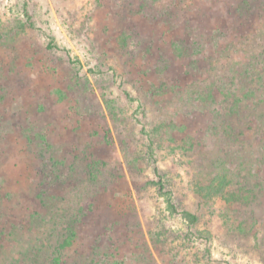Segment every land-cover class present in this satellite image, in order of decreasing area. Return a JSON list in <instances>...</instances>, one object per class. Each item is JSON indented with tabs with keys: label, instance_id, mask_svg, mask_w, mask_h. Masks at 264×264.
I'll use <instances>...</instances> for the list:
<instances>
[{
	"label": "rangeland",
	"instance_id": "374dc122",
	"mask_svg": "<svg viewBox=\"0 0 264 264\" xmlns=\"http://www.w3.org/2000/svg\"><path fill=\"white\" fill-rule=\"evenodd\" d=\"M0 37V264H264V0H0Z\"/></svg>",
	"mask_w": 264,
	"mask_h": 264
},
{
	"label": "trees",
	"instance_id": "16d2710c",
	"mask_svg": "<svg viewBox=\"0 0 264 264\" xmlns=\"http://www.w3.org/2000/svg\"><path fill=\"white\" fill-rule=\"evenodd\" d=\"M24 14L26 15V17H27V19H26V22L28 21V24L30 25V26H34V23L31 21V17L29 16V14H28V9H27V3H25L24 4ZM24 27H26V24L25 23H23V25H22V28H24ZM0 38H3V37H0ZM56 47H58V45H56V43L53 41V38L50 40V42L48 43V48H50V49H53V48H56ZM262 53H263V51H261ZM260 55V54H259ZM251 65H256L255 63H253V64H251ZM247 71V70H246ZM253 74H258L257 76H254V78L256 79V78H258V80L261 78V75H259V70H258V68H255V69H253V71H251ZM250 72V73H251ZM249 73V72H248ZM247 73V74H248ZM246 74V75H247ZM239 77V76H238ZM234 83H235V81H234ZM162 183H160V185H161ZM161 187H163V184L161 185ZM221 191V189H219V188H217V189H215V191H213V193L215 192V193H217V192H220ZM183 214L185 215V216H187L188 217V219L190 220V222L191 223H195V222H197V220H198V217L195 215V214H193L192 212H189V211H183ZM70 240L69 239H65L64 241H63V243H61V247H66V245H70Z\"/></svg>",
	"mask_w": 264,
	"mask_h": 264
}]
</instances>
